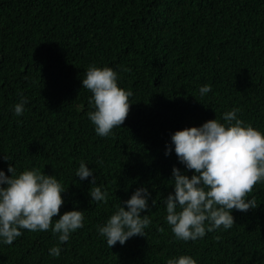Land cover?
<instances>
[{"label":"trees","instance_id":"obj_1","mask_svg":"<svg viewBox=\"0 0 264 264\" xmlns=\"http://www.w3.org/2000/svg\"><path fill=\"white\" fill-rule=\"evenodd\" d=\"M92 64L113 68L133 92L108 137L88 118L82 79ZM205 84L212 91L201 97ZM232 108L264 132V0H0V169L10 176L12 163L56 176L66 189L60 215L77 209L85 217L64 244L50 230H23L0 244V264H166L182 254L198 264H264V183L248 194L255 209L233 210L231 229L177 241L165 219L173 166L193 174L174 150L165 155L171 134ZM82 160L96 185L75 177ZM94 186L108 192L106 202L92 200ZM141 186L151 192L145 237L110 249L97 226Z\"/></svg>","mask_w":264,"mask_h":264},{"label":"clouds","instance_id":"obj_2","mask_svg":"<svg viewBox=\"0 0 264 264\" xmlns=\"http://www.w3.org/2000/svg\"><path fill=\"white\" fill-rule=\"evenodd\" d=\"M82 87L91 95L89 105L93 110L88 118L96 134L108 137L120 127L130 110L131 90L118 85V73L111 67L89 65L82 79ZM212 91L209 84L199 88L201 97ZM28 101L21 98L13 106V114L22 116ZM238 108L222 114L221 119H211L201 126L177 130L171 134V143L165 155L174 150L178 161L191 170V176L180 168H172L173 191L163 203L166 222L177 241H197L208 232L228 230L235 224L233 210L247 212L256 208L255 198L248 199L255 185L264 183V132L238 117ZM3 159L10 161L4 154ZM6 175L0 169V244L12 245L23 235L31 232L51 231L60 244L68 242L71 235L84 227V213L73 209L60 215L64 204L62 193L66 191L56 178L37 168L18 172L9 163ZM81 181L91 177L96 185L92 168L83 160L75 171ZM92 200L106 202L108 192L101 186L91 187ZM151 192L146 186L138 187L131 197L117 206L106 222L97 226V232L111 249L119 242L124 245L134 236H144L151 224L149 199ZM153 205L155 200H152ZM123 205V206H122ZM55 222L53 218L57 217ZM163 230V229H161ZM60 244L49 248V255L58 258ZM166 264H198L190 255L170 257Z\"/></svg>","mask_w":264,"mask_h":264}]
</instances>
